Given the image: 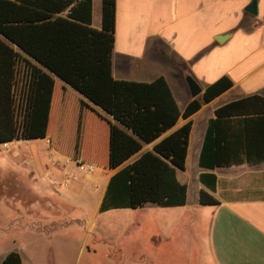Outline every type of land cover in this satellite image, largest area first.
I'll return each mask as SVG.
<instances>
[{
  "label": "trees",
  "instance_id": "16d2710c",
  "mask_svg": "<svg viewBox=\"0 0 264 264\" xmlns=\"http://www.w3.org/2000/svg\"><path fill=\"white\" fill-rule=\"evenodd\" d=\"M115 33L116 0H103L100 29L93 26V0H0V144L49 139L65 159L116 169L234 85L223 76L182 113L165 77L114 78ZM191 130L189 121L114 174L101 211L185 205L188 187L178 171L186 168ZM262 162L264 97L218 108L201 167ZM201 181L214 191L217 176L203 173ZM199 201L219 203L207 190ZM3 264H23L21 254L10 252Z\"/></svg>",
  "mask_w": 264,
  "mask_h": 264
},
{
  "label": "crops",
  "instance_id": "0c3cea01",
  "mask_svg": "<svg viewBox=\"0 0 264 264\" xmlns=\"http://www.w3.org/2000/svg\"><path fill=\"white\" fill-rule=\"evenodd\" d=\"M252 1L116 0L115 79L152 82L165 77L182 113L194 99L187 75L203 90L223 76L234 81L230 89L188 119L180 117L176 126L157 141L146 144L119 168L95 167L90 172L76 169L75 183L73 178L69 186L57 185L56 180L70 176L72 171L66 173L65 168H74L75 162L64 166L65 158L51 149L49 139L21 140L35 146L27 156L47 182L41 183V193L74 199L89 191L97 198L99 214L118 210L101 211L114 174L142 153L153 150L159 140L192 122L186 168L178 171V179L188 187L187 203L176 207L149 203L138 208L152 209L150 223L155 247L151 255L136 258V264H159L161 251L156 246L166 242L171 243L170 259L174 264H264V162L215 169L200 165L209 122L216 118V110L254 94L264 97V0H257V15L246 11ZM102 2L93 0V26L97 29L102 27ZM92 127L98 129L96 123ZM14 143L20 141L6 143L7 148ZM207 172L217 176L214 191L201 181V175ZM201 190L210 192L219 203L201 204ZM146 224L143 223L144 227ZM18 227L22 234L16 236L14 230ZM58 227L60 224L55 221L46 220L15 224L14 218L0 214V231L10 237L0 251V264L12 251L21 254L23 264H57L56 243L51 256L47 244L54 242ZM81 250L84 252L86 247ZM89 251L96 253L92 248ZM108 254L110 260L125 263L120 248L111 247Z\"/></svg>",
  "mask_w": 264,
  "mask_h": 264
},
{
  "label": "rangeland",
  "instance_id": "374dc122",
  "mask_svg": "<svg viewBox=\"0 0 264 264\" xmlns=\"http://www.w3.org/2000/svg\"><path fill=\"white\" fill-rule=\"evenodd\" d=\"M7 147L0 145V214H7L20 225L43 220L60 224L54 242L47 244L50 256L56 250L57 264H119L108 258L111 247L122 250L124 264H136V258L152 254L155 247L150 223L154 215L152 209H118L97 214V198L89 191L74 199L43 194L40 186L47 182L27 156L35 146L20 141ZM70 167L65 168L66 173L76 171ZM75 180L77 178L74 183ZM143 223H147L145 227ZM157 232L161 234V230ZM14 233L22 234L21 227ZM9 239L0 231V251ZM53 243H56L55 250ZM170 244L156 246L161 251L159 264H174L170 259ZM83 246L86 247L84 252ZM90 248L96 253L90 252Z\"/></svg>",
  "mask_w": 264,
  "mask_h": 264
},
{
  "label": "water",
  "instance_id": "95a60500",
  "mask_svg": "<svg viewBox=\"0 0 264 264\" xmlns=\"http://www.w3.org/2000/svg\"><path fill=\"white\" fill-rule=\"evenodd\" d=\"M246 11L252 15H257L258 14L257 0H253L247 6ZM218 40L221 41V38H218ZM186 81H187V84L189 86V89H190V92L193 98L199 97L203 94L204 92L203 88L191 75L186 76Z\"/></svg>",
  "mask_w": 264,
  "mask_h": 264
},
{
  "label": "built area",
  "instance_id": "2783aa9c",
  "mask_svg": "<svg viewBox=\"0 0 264 264\" xmlns=\"http://www.w3.org/2000/svg\"><path fill=\"white\" fill-rule=\"evenodd\" d=\"M4 146H8L7 144H4ZM65 162L63 163L64 166H67V165H70V163L72 162L71 160L69 159H64ZM75 169L79 170V171H93L95 169V166H92V165H87V164H82L80 162H75V165L73 166ZM78 176V173H75V172H71L70 176L66 179H64L63 181L61 180H56L55 183L57 185H65V186H69L70 185V182L71 180Z\"/></svg>",
  "mask_w": 264,
  "mask_h": 264
}]
</instances>
